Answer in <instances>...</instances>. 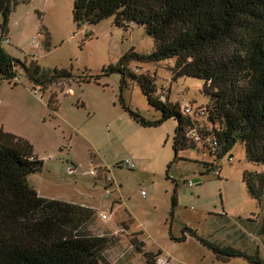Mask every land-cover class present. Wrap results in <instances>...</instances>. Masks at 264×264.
Segmentation results:
<instances>
[{"label": "rangeland", "instance_id": "obj_1", "mask_svg": "<svg viewBox=\"0 0 264 264\" xmlns=\"http://www.w3.org/2000/svg\"><path fill=\"white\" fill-rule=\"evenodd\" d=\"M73 7L74 0H31L19 4L9 20L7 53L37 61L47 78L55 79L42 87L25 76L0 83V128L28 141L44 162L28 184L42 198L95 210L88 230L110 239L104 254L109 264H147L132 246L134 235L144 242L145 251L162 253L158 264H247L241 258L220 262L195 238L175 242L185 227L210 242L247 254L258 252L264 260L263 206L248 195L242 180L245 170L258 167L246 161L244 147L236 145L217 163L220 177L207 174L200 163L212 162L208 155L188 151L185 160L173 163L177 122L140 127L122 109L121 76L102 77L104 68L118 64L132 48L153 52V39L140 27H116L113 18L78 29ZM172 66L168 61L133 63L130 69L156 75L160 94L164 99L168 95L172 104H207L202 82H173ZM61 71L69 77L58 80ZM91 78L97 82L88 81ZM122 97L145 119L160 118L136 83L131 82ZM198 120L199 127H208L206 119ZM128 160L134 169L123 166ZM105 176L113 180L108 197Z\"/></svg>", "mask_w": 264, "mask_h": 264}, {"label": "trees", "instance_id": "obj_2", "mask_svg": "<svg viewBox=\"0 0 264 264\" xmlns=\"http://www.w3.org/2000/svg\"><path fill=\"white\" fill-rule=\"evenodd\" d=\"M27 2L31 0H0V83L25 76L31 84L47 86L53 77L48 79L37 61L14 58L4 48L10 43L11 15L19 4ZM110 18L125 31L144 29L154 41L150 54L132 48L118 64L102 71V77L121 76L124 112L142 128L176 121L173 163L185 160L183 154L188 151L208 155L212 162L200 160L207 174L220 177L217 163L241 144L246 161L258 167L243 172V184L248 195L263 206L264 218V0H74L73 21L78 29ZM167 61L173 62V82L182 78L202 82L207 104H172L168 95L164 99L160 94L156 75L130 69L133 63ZM64 72L58 80L69 77ZM131 82L137 84L150 108L160 113L159 119L147 120L125 104L122 93ZM202 118L208 127H199ZM43 167L28 141L0 128V264H109L104 254L110 239L88 230L95 210L42 198L28 184V177ZM104 181L108 197L113 180L105 176ZM176 207L175 190L172 215ZM188 238H195L220 262L241 258L247 264H264L258 252L247 254L210 242L189 227L182 238L173 240L181 243ZM131 243L147 264H158L160 251H145L139 235H134Z\"/></svg>", "mask_w": 264, "mask_h": 264}, {"label": "built area", "instance_id": "obj_3", "mask_svg": "<svg viewBox=\"0 0 264 264\" xmlns=\"http://www.w3.org/2000/svg\"><path fill=\"white\" fill-rule=\"evenodd\" d=\"M35 41H36V38L32 41V43L34 44ZM123 166H124L125 168H127V169H134V168L136 167V166H135V163L132 162V161H130V160L126 161V162L123 164ZM91 175L96 176L95 171H91ZM109 180H110V179H109ZM106 193L109 194V192H106ZM101 218L104 219V220H106V219L108 218V216H107L106 214H102V215H101Z\"/></svg>", "mask_w": 264, "mask_h": 264}]
</instances>
